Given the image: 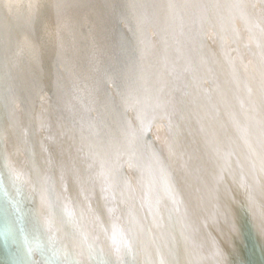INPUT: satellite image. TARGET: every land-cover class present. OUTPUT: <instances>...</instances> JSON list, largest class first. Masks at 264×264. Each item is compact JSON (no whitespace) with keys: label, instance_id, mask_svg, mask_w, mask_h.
<instances>
[{"label":"bare ground","instance_id":"1","mask_svg":"<svg viewBox=\"0 0 264 264\" xmlns=\"http://www.w3.org/2000/svg\"><path fill=\"white\" fill-rule=\"evenodd\" d=\"M65 1H0V264H264V0Z\"/></svg>","mask_w":264,"mask_h":264},{"label":"water","instance_id":"2","mask_svg":"<svg viewBox=\"0 0 264 264\" xmlns=\"http://www.w3.org/2000/svg\"><path fill=\"white\" fill-rule=\"evenodd\" d=\"M93 1L94 0H91V2H93ZM39 2L40 3L33 5L35 10L37 11L36 16L31 15V18H30V22L34 25H30V23H29L27 25V29H25L23 24H21V28H20V24H18V27L16 26V29H17L16 43L26 44V45L29 44V45L33 46V48H35V49H37L39 45L40 46H47L48 45L47 43L49 41V35L53 31L52 26L54 27L55 22H56V29L63 32L65 30L66 26H67V28L70 27L71 29L75 28V26H72L70 23H68L69 19H71L72 17H75L74 12L77 13L78 24L79 23L83 24V20H86V15H83V10H82V5H81L82 2L81 3H79V1L77 2L76 11H74L71 4H69V5L67 4V3H69L68 1L67 2L65 1L66 2L65 5L61 4L59 9H56V11L53 10V7L49 4L48 0H43V1L39 0ZM44 5H47L48 10ZM215 7L216 6H214V11L218 14L220 13L219 17L221 18L222 17V15H221L222 11L221 12L218 11L219 9H221L219 4L217 5V8H215ZM49 8H50V10H49ZM48 19H51V20L53 19L52 24H49ZM37 29H43V32L37 34L36 33ZM78 32H79V34H77V35L82 36L83 29L78 28ZM0 44H1V49L5 51V45L6 44H9V48H10L11 40H8V37H6L4 35H0ZM14 45H15V43L13 41V47H14ZM11 56H12V52L10 51L8 56H5V57L11 61H7L5 65L8 67H11L12 62H13L15 64V66H14V69L12 71H7L6 73L13 75V74H15V72H17V76H14V80L16 82L17 88H19L20 82H19L18 77H21L22 75H26V73H25L26 69L28 70L29 73H31V75L28 74L29 77L36 76V73H39L38 72L39 67L37 65L36 60H28V61L24 62V61L19 60L16 57L12 58ZM43 83L47 84V85L49 84V86H51L53 88V94H54L56 100L58 101V103H59L58 106L61 107V109H62L61 111L64 115H68L65 111L66 106H69L68 108H69L70 112L75 111L71 105V103L74 99V94L71 92L70 88H68L69 90L67 91V93L65 91L64 92L65 94L64 93L62 94L61 89L56 88L57 86H56V82H55V79L53 77V74L49 76V79H43ZM58 91H59V93H58ZM77 95L80 97L81 94H79L77 92ZM56 110H58V108H56ZM80 110H81V112H80ZM79 112H80V114H82L81 116H83V117H85L86 115L89 116V113H88L89 110L87 111V109L83 107V103L77 99V113L79 114ZM69 115L73 116L71 113ZM83 117L77 123L82 124ZM157 184H158V181H157Z\"/></svg>","mask_w":264,"mask_h":264}]
</instances>
